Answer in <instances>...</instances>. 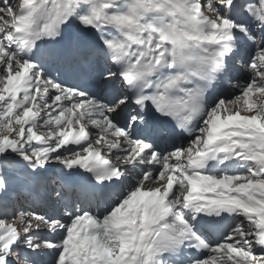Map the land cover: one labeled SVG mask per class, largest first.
Segmentation results:
<instances>
[{
	"label": "snow or ice",
	"instance_id": "obj_1",
	"mask_svg": "<svg viewBox=\"0 0 264 264\" xmlns=\"http://www.w3.org/2000/svg\"><path fill=\"white\" fill-rule=\"evenodd\" d=\"M0 264H264V0H0Z\"/></svg>",
	"mask_w": 264,
	"mask_h": 264
}]
</instances>
